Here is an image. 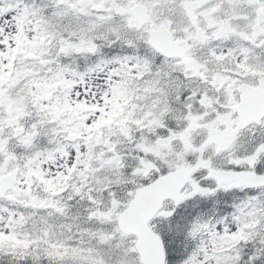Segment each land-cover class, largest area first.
<instances>
[{"label":"snow or ice","instance_id":"obj_1","mask_svg":"<svg viewBox=\"0 0 264 264\" xmlns=\"http://www.w3.org/2000/svg\"><path fill=\"white\" fill-rule=\"evenodd\" d=\"M0 264H264V0H0Z\"/></svg>","mask_w":264,"mask_h":264}]
</instances>
